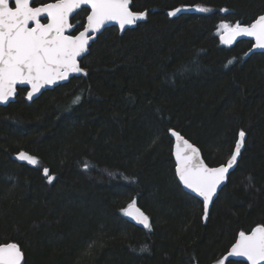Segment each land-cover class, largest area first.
<instances>
[{
  "label": "trees",
  "instance_id": "obj_1",
  "mask_svg": "<svg viewBox=\"0 0 264 264\" xmlns=\"http://www.w3.org/2000/svg\"><path fill=\"white\" fill-rule=\"evenodd\" d=\"M131 9L146 18L104 28L81 74L31 101L18 87L0 105V244L17 243L23 264H216L240 231L264 225V51L248 54L249 39L225 46L218 32L250 24L264 0H131ZM87 12L73 15V33ZM171 129L210 166L246 134L206 219L177 181ZM132 200L150 231L127 220Z\"/></svg>",
  "mask_w": 264,
  "mask_h": 264
},
{
  "label": "snow or ice",
  "instance_id": "obj_2",
  "mask_svg": "<svg viewBox=\"0 0 264 264\" xmlns=\"http://www.w3.org/2000/svg\"><path fill=\"white\" fill-rule=\"evenodd\" d=\"M34 0H0V103L7 102L16 94L18 84L31 86L27 98L32 99L35 93L46 86L66 80L70 73H81L78 58L87 53L92 36L90 32H99L107 23L116 22L121 29L137 24L146 18L145 12H134L130 9V0H52V2L33 6ZM90 6L87 23L79 34H71L75 27L69 22L77 9ZM198 11L209 9L198 7ZM181 9L169 12L175 16ZM42 18L47 22H42ZM221 42L231 45L238 37L255 39L254 48L264 49V15L254 23L234 25L222 22L219 30ZM233 61H228L231 64ZM86 75V73H85ZM79 101L76 97L75 102ZM177 140L175 150L176 175L179 181L193 193L202 197L204 218L208 216L209 204L218 187L226 180V174L237 162L243 146L245 133L239 132L234 151L226 164L209 167L201 158L199 149L189 143L179 132L170 130ZM20 160L37 164L36 157L25 152L18 154ZM49 182L52 177L44 169ZM125 215L151 230L149 217L136 207V201L123 209ZM146 249L142 248L141 251ZM229 257H245L248 264H264V225L257 226L250 234L240 231L232 245ZM24 254L16 243L0 244V264H21ZM217 264H224L220 260ZM229 264H235L229 261Z\"/></svg>",
  "mask_w": 264,
  "mask_h": 264
},
{
  "label": "water",
  "instance_id": "obj_3",
  "mask_svg": "<svg viewBox=\"0 0 264 264\" xmlns=\"http://www.w3.org/2000/svg\"><path fill=\"white\" fill-rule=\"evenodd\" d=\"M11 1V0H10ZM130 9H131V0H130ZM82 7H85V8H88L89 9V11H88V13H87V15L90 13V6H81V8ZM80 8V9H81ZM80 9H77L76 10V12L78 11V10H80ZM132 10V9H131ZM133 11V10H132ZM172 11H174V10H168V11H166L167 13H169V12H172ZM75 12V13H76ZM134 12H137V11H134ZM74 13V14H75ZM137 13H139V12H137ZM179 13V12H178ZM73 14V15H74ZM72 15V16H73ZM87 15H86V17H85V22H84V25H86V23H87ZM261 15H264V12H262L260 15H258L250 24H252V23H254L255 22V20L259 17V16H261ZM72 16H70V19H71V17ZM43 19V18H42ZM70 19H69V22H70ZM47 22V21H46ZM250 24H242V25H245V26H247V25H250ZM83 25V26H84ZM136 25V24H135ZM135 25H131V26H126L124 29H121L120 28V26H119V24L118 23H116V22H109V23H107L99 32H94V33H92V32H90L89 33V35L90 36H92V39L90 40V42H89V46H90V44H91V42L96 38V36L104 29V28H106V27H109V26H116L117 28H118V30L120 31V32H123L126 28H132V27H134ZM83 30V28L80 30V31H82ZM77 34H79V32H77L76 34H74V35H77ZM221 35H226V33H224L223 31L222 32H220L219 33V40H220V42H221ZM241 39H249V40H251L252 41V45H251V47L249 48V50H248V54H251V53H253V52H263L264 51V49H260V48H254L253 47V45L255 44V39L254 38H252V37H244V36H242V37H238L232 44H234L235 42H237L238 40H241ZM222 43V42H221ZM223 45H225L224 43H222ZM231 44V45H232ZM225 46H230V45H225ZM87 52H88V50H87ZM87 54V53H86ZM85 55V54H84ZM84 55H82V57L84 56ZM82 57H79L78 58V63H79V66H80V59L82 58ZM79 74H81V73H70L69 74V77L66 79V80H63V81H58L57 83H55V84H53V85H49V86H46V87H44V88H42L41 90H40V92H38V93H35L34 95H33V97H32V99H28L27 98V93L29 92V91H31V86L30 85H27V84H18L17 86H16V94L14 95V96H12V97H10L9 99H8V101L7 102H3V103H0V105H6V104H8L9 102H11V101H13V100H15V98H16V96H17V88L18 87H22V88H26L27 89V92H26V100L27 101H31V100H33V99H35L36 97H38L44 90H46V89H52L53 87H55V86H57V85H59V84H62V83H65V82H67L68 81V79L69 78H71L72 76H74V75H79ZM171 130H174V129H171ZM174 131H176V130H174ZM176 132H178V131H176ZM169 133H170V136H171V138H172V155H173V159H174V170L176 169V156H175V150H176V146H177V140H176V138L174 137V136H172L171 135V131H169ZM180 133V132H179ZM181 134V133H180ZM182 135V134H181ZM186 140H188L189 141V143H191L192 145H194L196 148H198L199 149V153H200V158L206 163V161L204 160V158H203V156H202V152H201V150H200V148L197 146V145H195L193 142H191L189 139H187L184 135H182ZM245 138H246V134H245ZM245 138H244V141H245ZM237 139H239V134H238V137H237ZM237 141V140H236ZM236 141H235V143H236ZM235 143H234V146H233V150H232V152L234 151V148H235ZM243 148H244V142H243V146H242V148H241V151L243 150ZM232 152H231V154H232ZM231 154L228 156V158L223 162V163H221V164H219V165H216V166H210V165H208L207 163V165L209 166V167H218V166H220V165H222V164H226L227 163V160L229 159V157L231 156ZM240 154H241V152H240ZM240 159V155L237 157V162H238V160ZM237 162H236V164H234V166L231 168V169H229V172H228V174H226V180L218 187V189H217V192H216V194L213 196V198H212V201L210 202V204H209V210H208V212L210 211V209H211V207H212V205H213V202H214V200L216 199V197H217V195H218V193H219V191L223 188V186L226 184V182H227V180H228V177H229V175H230V173L235 169V167H236V165H237ZM175 175H176V171H175ZM176 178H177V181H178V183L180 184V186L182 187V189L184 190V191H186L187 193H189V194H191V195H193V196H195L196 198H198V199H200L201 200V202H202V197H199L197 194H195V193H193L190 189H188V188H186L180 181H179V178L177 177V175H176ZM202 205H203V203H202ZM127 207V206H126ZM125 207V208H126ZM136 207H138L141 211H143L142 210V208L141 207H139L137 204H136ZM144 212V211H143ZM145 213V212H144ZM146 214V213H145ZM147 215V214H146ZM126 216V218H127V220L130 222V223H132V224H134V225H136V226H138V227H140V228H143V229H145L144 227H143V225H141V224H139V223H137L135 220H133L131 217H129V216H127V215H125ZM148 216V215H147ZM257 226H260V225H256L255 227H257ZM255 227H253V228H255ZM252 228V229H253ZM251 229V230H252ZM251 230L249 231V232H245L246 234H250L251 233ZM239 234V233H238ZM238 234H237V236H236V239L238 238ZM236 239H235V241H236ZM235 241L232 243V245L235 243ZM8 243H15V242H8ZM4 244V243H3ZM17 244V243H16ZM18 245V244H17ZM232 245L229 247V249H228V251L225 253V255H224V261H226V260H229V259H234V260H239V261H243V262H245L246 264H248V261H247V259L245 258V257H229L228 256V253L230 252V250H231V247H232ZM19 246V245H18ZM22 251V250H21ZM24 263V259L22 260V262H21V264H23Z\"/></svg>",
  "mask_w": 264,
  "mask_h": 264
},
{
  "label": "flooded vegetation",
  "instance_id": "obj_4",
  "mask_svg": "<svg viewBox=\"0 0 264 264\" xmlns=\"http://www.w3.org/2000/svg\"><path fill=\"white\" fill-rule=\"evenodd\" d=\"M48 2H52V0H51V1H48ZM48 2H46V3H48ZM10 4H14V0H11V1H10ZM39 5H40V4H39ZM33 6H38V5H34V4H33ZM82 8H85V7H82ZM87 10L89 11L88 8H87ZM87 13H88V12H87ZM72 17H73V16H72ZM72 17H71V18H72ZM42 22H46V20L42 19ZM84 22H85V21H84ZM70 23H72V22H71V19H70ZM72 24H73V23H72ZM79 31H80V30H79ZM79 31H78V32H79ZM76 33H77V32H76ZM76 33H73V30H72V32H71V34H73V35L76 34ZM26 92H27V91H26Z\"/></svg>",
  "mask_w": 264,
  "mask_h": 264
},
{
  "label": "rangeland",
  "instance_id": "obj_5",
  "mask_svg": "<svg viewBox=\"0 0 264 264\" xmlns=\"http://www.w3.org/2000/svg\"><path fill=\"white\" fill-rule=\"evenodd\" d=\"M198 7H200V6H197V7H195V9L197 10V8ZM202 8H204V7H202ZM225 23H228V22H225ZM221 23H219V25H220ZM230 24V23H229ZM219 25H218V27H219ZM234 25V24H233ZM223 30L221 29V30H219L218 32L220 33V32H222ZM17 158H18V155H17ZM19 159V158H18ZM22 161H26L27 163H28V161L27 160H22ZM222 260V259H221ZM217 264V263H216Z\"/></svg>",
  "mask_w": 264,
  "mask_h": 264
}]
</instances>
